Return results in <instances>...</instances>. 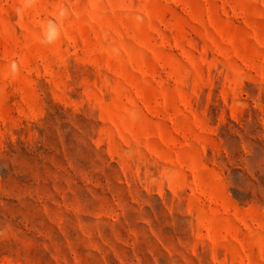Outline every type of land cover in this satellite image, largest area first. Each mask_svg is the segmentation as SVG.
I'll list each match as a JSON object with an SVG mask.
<instances>
[{"label":"rangeland","instance_id":"rangeland-1","mask_svg":"<svg viewBox=\"0 0 264 264\" xmlns=\"http://www.w3.org/2000/svg\"><path fill=\"white\" fill-rule=\"evenodd\" d=\"M0 264H264V0H0Z\"/></svg>","mask_w":264,"mask_h":264}]
</instances>
